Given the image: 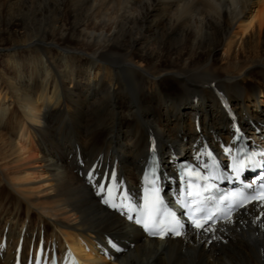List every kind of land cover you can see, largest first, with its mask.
<instances>
[{"label": "bare ground", "instance_id": "6f19581e", "mask_svg": "<svg viewBox=\"0 0 264 264\" xmlns=\"http://www.w3.org/2000/svg\"><path fill=\"white\" fill-rule=\"evenodd\" d=\"M229 104L264 142V0H0V264L41 236L76 264H264L258 204L151 239L86 179L115 164L134 191L155 147L172 187L177 151L232 137Z\"/></svg>", "mask_w": 264, "mask_h": 264}, {"label": "snow or ice", "instance_id": "6c2138e0", "mask_svg": "<svg viewBox=\"0 0 264 264\" xmlns=\"http://www.w3.org/2000/svg\"><path fill=\"white\" fill-rule=\"evenodd\" d=\"M224 154L231 157V148L224 147ZM259 154L264 155V152ZM201 155L205 157V162L203 163L200 161ZM256 155L257 153L253 152L251 155L232 159L227 167L230 169L234 180L243 183L240 181V174L245 168L254 170L257 163L254 160ZM194 159L196 163L191 167L185 166L179 176L177 195L182 194L183 199L174 201L182 210V215L188 217V222L191 223L194 229L205 232L212 229L209 221L217 219L216 212L220 211V204L227 205V212L223 213V219L226 222H231L232 209L236 205L246 207L249 204H258L264 209V178L256 185L250 182L245 191L216 195L218 192L217 181L223 178V173L217 171L220 167L219 161L216 160L210 150L198 154ZM259 167L262 174H264V164H260ZM89 179L91 180V174H89ZM156 180L157 177L154 175L153 185H155ZM153 185H149L155 193L153 196L148 194V188L144 189V194L138 200L131 197L130 194H124L125 201L132 204L136 209L134 214L127 215V219L130 221L134 220L148 235L159 237L160 239H164L169 234L175 236L183 235L181 229L184 228V224L181 223L180 217L177 216L175 209L165 204L159 194V188L153 187ZM97 186L101 190L104 188V185ZM105 203H108L107 199ZM111 206L117 207L115 204ZM112 246L117 251L120 250L115 244Z\"/></svg>", "mask_w": 264, "mask_h": 264}, {"label": "rangeland", "instance_id": "374dc122", "mask_svg": "<svg viewBox=\"0 0 264 264\" xmlns=\"http://www.w3.org/2000/svg\"><path fill=\"white\" fill-rule=\"evenodd\" d=\"M205 105H208L207 103L205 104ZM197 121L198 120H196V123H195V125L197 124ZM199 132V131H198ZM201 135V134H200ZM262 135V134H261ZM202 137V136H201ZM255 141H258V139L256 138V140ZM26 147H27V150L29 149V151H31V153L32 154H36L37 153V151L33 148V145L34 144H32V142H31V140L30 139H28L27 140V142H26ZM34 149V150H33ZM177 153L178 154H180L181 156L184 154L183 153V151H181V150H179V151H177ZM28 153L27 152H24L23 154H22V157H25L26 155H27ZM24 155V156H23ZM12 160V159H11ZM164 162V161H163ZM166 170V169H165ZM124 172H126V178H128L129 177V175H127V173H128V171H124Z\"/></svg>", "mask_w": 264, "mask_h": 264}]
</instances>
